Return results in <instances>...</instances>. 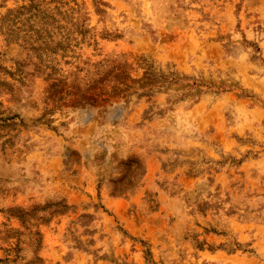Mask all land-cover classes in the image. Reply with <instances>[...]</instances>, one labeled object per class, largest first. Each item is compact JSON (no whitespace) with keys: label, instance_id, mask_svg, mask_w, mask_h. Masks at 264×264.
<instances>
[{"label":"rangeland","instance_id":"1","mask_svg":"<svg viewBox=\"0 0 264 264\" xmlns=\"http://www.w3.org/2000/svg\"><path fill=\"white\" fill-rule=\"evenodd\" d=\"M235 99L264 108V0H0V264H264Z\"/></svg>","mask_w":264,"mask_h":264},{"label":"crops","instance_id":"2","mask_svg":"<svg viewBox=\"0 0 264 264\" xmlns=\"http://www.w3.org/2000/svg\"><path fill=\"white\" fill-rule=\"evenodd\" d=\"M231 96V93L229 95L220 96L215 100V104L217 106H221L223 102L230 104V102L234 100L231 99ZM226 98H228L229 101L226 100ZM245 103L247 102L243 99H235V101L231 104L232 108L235 109L232 113H264V108L257 106V104L253 103L252 105L247 106Z\"/></svg>","mask_w":264,"mask_h":264}]
</instances>
